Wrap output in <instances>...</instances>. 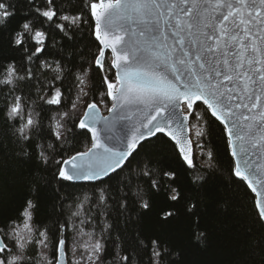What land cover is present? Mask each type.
Segmentation results:
<instances>
[{"label": "snow or ice", "instance_id": "1", "mask_svg": "<svg viewBox=\"0 0 264 264\" xmlns=\"http://www.w3.org/2000/svg\"><path fill=\"white\" fill-rule=\"evenodd\" d=\"M217 136L264 264V0H0V264H213Z\"/></svg>", "mask_w": 264, "mask_h": 264}, {"label": "trees", "instance_id": "2", "mask_svg": "<svg viewBox=\"0 0 264 264\" xmlns=\"http://www.w3.org/2000/svg\"><path fill=\"white\" fill-rule=\"evenodd\" d=\"M77 43L80 42L79 37L77 38ZM84 44H88L91 47L90 42L85 40ZM84 45L81 44V47ZM94 50V49H92ZM214 153L217 154V162L218 167L220 168V172L216 173L214 176V182L220 187L221 191H227L231 194V212L232 216L225 219L223 213L225 212V207H218L215 211L217 213L218 219L217 222L213 225L214 231L216 235L219 237L216 244H214L213 248L209 251L206 259L213 264H224L229 259L228 255V241L226 237L231 232L233 223L236 220L247 221L250 223L251 219L254 217V209L252 207V201L249 198L251 195L247 193L246 187L243 184H240V187L237 188L235 184H230L229 173L226 167V158L223 153V143L219 139V137L212 138L208 144ZM197 163V162H196ZM199 165V163H197ZM195 175V173H193ZM189 180L192 179L191 176L188 177ZM21 181H17L14 185H9L4 195L7 197L5 200V205L7 207H15L18 203L19 199L23 195V189L21 187ZM240 182L237 181V184ZM196 191L189 193V195L195 196ZM199 258V257H197Z\"/></svg>", "mask_w": 264, "mask_h": 264}, {"label": "rangeland", "instance_id": "3", "mask_svg": "<svg viewBox=\"0 0 264 264\" xmlns=\"http://www.w3.org/2000/svg\"><path fill=\"white\" fill-rule=\"evenodd\" d=\"M202 159H206V157H200L199 155L197 156V160H196V162L197 163H201V161H202Z\"/></svg>", "mask_w": 264, "mask_h": 264}]
</instances>
